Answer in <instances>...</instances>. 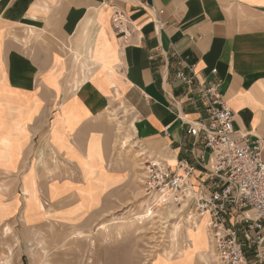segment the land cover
<instances>
[{"label":"crops","instance_id":"crops-1","mask_svg":"<svg viewBox=\"0 0 264 264\" xmlns=\"http://www.w3.org/2000/svg\"><path fill=\"white\" fill-rule=\"evenodd\" d=\"M0 38V226L21 225L20 239L107 214L123 173L83 165L101 143L107 169L101 119L117 94L149 155L172 166L194 160L186 130L206 116L176 79L187 66L218 86L236 130L264 136V0H0Z\"/></svg>","mask_w":264,"mask_h":264},{"label":"built area","instance_id":"built-area-1","mask_svg":"<svg viewBox=\"0 0 264 264\" xmlns=\"http://www.w3.org/2000/svg\"><path fill=\"white\" fill-rule=\"evenodd\" d=\"M113 22L117 34L130 37L122 13ZM174 57L183 63L179 53ZM186 68L176 72V79L198 96L206 113L186 130L198 153L192 162L179 160L175 166L158 157L143 158L146 193L152 201L186 213L191 224L207 215L219 264H264V136L236 130L235 113L218 86Z\"/></svg>","mask_w":264,"mask_h":264},{"label":"rangeland","instance_id":"rangeland-1","mask_svg":"<svg viewBox=\"0 0 264 264\" xmlns=\"http://www.w3.org/2000/svg\"><path fill=\"white\" fill-rule=\"evenodd\" d=\"M6 90L0 67V91ZM112 101L101 119V130L111 138L108 170L104 166L101 143L90 147L83 165L84 169L107 177L109 171L123 173L122 185L112 193L107 214L87 229L80 225L46 223L36 229L33 239H20L22 226L6 223L0 226V264L6 260L10 264H33V258L48 264H186L187 256L198 259L203 252L208 263L198 264H218L214 249L213 252L205 250L212 247L205 228L198 235L199 248H195L186 237V229L196 226L186 213L180 215V210L164 207L148 197L140 163L149 153L144 141L130 127L136 118L131 111L125 113L120 107L123 101L118 94ZM117 121L121 122L120 131ZM148 210L155 212L153 217H147ZM171 213L175 214L174 220L169 218ZM165 221L168 223L163 225ZM180 221L182 228L173 234L172 225ZM202 221L195 223L201 227Z\"/></svg>","mask_w":264,"mask_h":264},{"label":"bare ground","instance_id":"bare-ground-1","mask_svg":"<svg viewBox=\"0 0 264 264\" xmlns=\"http://www.w3.org/2000/svg\"><path fill=\"white\" fill-rule=\"evenodd\" d=\"M113 94H115V93H113ZM118 96H119V94H118ZM112 99H116V97H114V98H112ZM120 107L121 108H123L124 109V111H125V113H128V112H130L131 110H130V108L129 107H127V105L125 104V102H121L120 103ZM115 116V115H114ZM139 122V121H138ZM116 124H117V126H118V129H119V131H120V128H121V122H119V121H117L116 122ZM130 127H131V129L136 133V131H137V120H135V121H132L131 122V125H130ZM133 132V133H134ZM133 133H132V135H133ZM145 178V177H144ZM176 212H177V210H175ZM176 212H174V213H176ZM178 213V212H177ZM176 213V214H177ZM147 214H148V218L149 217H153L154 216V214H155V212H153V211H151V210H148L147 211ZM170 217L169 218H172L173 220L175 219V217H174V215L175 214H173V213H171V214H168ZM146 217V216H145ZM141 219H142V217H140ZM168 218V217H167ZM177 218V217H176ZM166 219V218H165ZM201 221H202V226L200 227L199 225H197L196 223H194V225L196 226L195 227V229H186L187 230V233H186V237H187V239H188V241L189 242H191V243H193L194 245H195V248H199V237H198V235H200L201 234V232H202V230L205 228V231L207 232V236L208 237H210V239H211V236H210V232H209V229H208V227H207V225H208V217H207V215H205L204 217H202L201 219H200ZM169 221V220H168ZM168 221H165V222H162V224L163 225H166L167 223H168ZM182 226H183V224L181 225V221L180 222H178V223H175V224H173L172 225V228H173V230H172V233L174 234V233H178L179 232V229L180 228H182ZM103 228V227H102ZM164 228H166V227H164ZM99 230H101V228L99 229ZM204 231V232H205ZM209 233V234H208ZM206 237V236H205ZM207 237V238H208ZM209 239V238H208ZM188 243V242H187ZM201 243V242H200ZM202 245V244H201ZM187 246V245H186ZM190 247V246H189ZM212 248H213V243H212V247H210V248H206L205 250H212ZM212 252H213V250H212ZM211 252V253H212ZM200 253V252H199ZM200 258H196V259H193V257H188L187 256V258H186V261H187V263L186 264H198V263H202V262H205V263H208V259H207V254H205V252H203V253H201L200 255ZM210 256H211V254H210ZM197 260H199V261H197ZM188 262H191V263H188ZM218 263V262H217ZM5 264H10V262L7 260L6 262H5ZM219 264V263H218Z\"/></svg>","mask_w":264,"mask_h":264}]
</instances>
